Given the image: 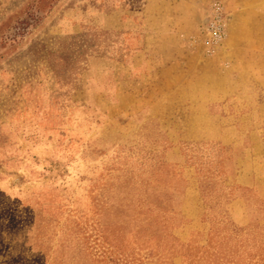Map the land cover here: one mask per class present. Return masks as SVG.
<instances>
[{
  "label": "rangeland",
  "instance_id": "rangeland-1",
  "mask_svg": "<svg viewBox=\"0 0 264 264\" xmlns=\"http://www.w3.org/2000/svg\"><path fill=\"white\" fill-rule=\"evenodd\" d=\"M0 264H264V0H0Z\"/></svg>",
  "mask_w": 264,
  "mask_h": 264
}]
</instances>
